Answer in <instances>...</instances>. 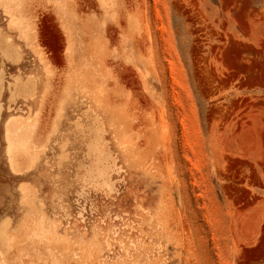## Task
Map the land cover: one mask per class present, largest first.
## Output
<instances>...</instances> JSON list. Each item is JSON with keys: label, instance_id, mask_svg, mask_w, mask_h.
Returning a JSON list of instances; mask_svg holds the SVG:
<instances>
[{"label": "rangeland", "instance_id": "rangeland-1", "mask_svg": "<svg viewBox=\"0 0 264 264\" xmlns=\"http://www.w3.org/2000/svg\"><path fill=\"white\" fill-rule=\"evenodd\" d=\"M0 2V264H264V0Z\"/></svg>", "mask_w": 264, "mask_h": 264}, {"label": "bare ground", "instance_id": "bare-ground-1", "mask_svg": "<svg viewBox=\"0 0 264 264\" xmlns=\"http://www.w3.org/2000/svg\"><path fill=\"white\" fill-rule=\"evenodd\" d=\"M0 3H1V2H0ZM4 11H6V10H4ZM9 12H11V11H9ZM9 12H8V14H9ZM12 18H13V17H12ZM12 18H11V19H12ZM10 23H11V22H10ZM14 23H17V22H15V20H14ZM11 24H12V23H11ZM12 25H14V24H12ZM16 26H17V25H16ZM13 27H15V26H13ZM30 31H31V30H30ZM1 36H2V35H1ZM20 37H21V36H20ZM0 43H2V40H0ZM26 84H27V83H26ZM1 85H2V82H1V80H0V87H1ZM28 85H29V84H28ZM23 86H25V84H24ZM53 86H54V85H53ZM30 111H31V110H30ZM21 115H22V114H21ZM13 117H14V116H13ZM13 117H12V118H13ZM12 118H11V119H12ZM11 119H10V120H11ZM28 119H30V118H28ZM13 120H14V119H13ZM16 121H18V120H16ZM20 122H22V121L20 120ZM20 122H19V123H20ZM8 123H9V122H8ZM8 123H7V124H8ZM16 124H17V123H15L14 125H16ZM18 125H19V124H18ZM18 125H17V127H18V128H19V127L21 128V125H19V126H18ZM23 125H25V123H24ZM10 126H11V125H10ZM10 126H7V127H10ZM7 127H6V128H7ZM12 127H13V126H12ZM13 128H14V127H13ZM22 129H23V128H21V130H22ZM24 129H25V128H24ZM30 129H31V128H30ZM9 130H10V128H9ZM22 131H23V130H22ZM22 131H20V132H22ZM16 132H17V131H16ZM16 132H15V133H16ZM20 132H19V133H20ZM23 132H24V131H23ZM37 132H38V131H37ZM13 133H14V131H13ZM13 133H12V134H13ZM9 135H10V133L8 134V136H9ZM12 136H13V135H12ZM12 136H9V137L11 138ZM14 136H15V135H14ZM14 136L12 137L13 139H10V140H11V141H10V144L7 142V143L10 145V150H14V149L16 150V148H17L18 146H19V147H20V146L22 147V146L24 145V148H25V146H27L28 143L26 144L24 141H22V143H21V140L19 139V138H20L19 135L17 136V137H19V138H17L16 136H15V137H16L17 139H19L20 141L16 140V138H15ZM21 136H22V135H21ZM23 137H24V136H23ZM23 139H24V138H23ZM26 141H27V140H26ZM28 141H29V140H28ZM34 142H35V141H34ZM38 143H39V141H38ZM41 143H42V142H41ZM25 144H26V145H25ZM31 147H32V146H31ZM28 149H29V148H28ZM10 150H9V151H10ZM18 150H20V149L18 148ZM23 150H24V149H23ZM34 150H35V149H34ZM34 150H33V151H34ZM25 151H27V150H25ZM28 151H29V150H28ZM33 151H32V152H33ZM35 153H36V152H35ZM10 154H11V153H10ZM10 154H9V155H10ZM15 154H16V153H15ZM18 154H19V153H18ZM30 154H31V153H30ZM28 155H29V154H28ZM10 157H11V161H13L14 159L12 160V155H10ZM25 157H26V155H25ZM9 161H10V160H9ZM11 161H10V162H11ZM2 227H3V226H2ZM3 229H4V227H3ZM0 230H1V229H0ZM1 232L4 233L3 230H2ZM3 233H2V234H3ZM38 252H39V251H38ZM40 252H41V251H40ZM41 253H42V252H41ZM43 254H44V252H43ZM43 254H42V255H41V254H40V255L38 254V255L41 256V258L46 259L47 256H46V258H45V256H44ZM33 256H35V254H34ZM33 256H32V258H35V257H33ZM36 256H37V253H36ZM32 258H31V259H32Z\"/></svg>", "mask_w": 264, "mask_h": 264}, {"label": "crops", "instance_id": "crops-1", "mask_svg": "<svg viewBox=\"0 0 264 264\" xmlns=\"http://www.w3.org/2000/svg\"><path fill=\"white\" fill-rule=\"evenodd\" d=\"M1 222H3V221H1ZM1 222H0V223H1Z\"/></svg>", "mask_w": 264, "mask_h": 264}]
</instances>
